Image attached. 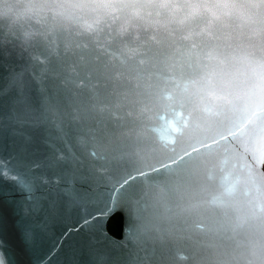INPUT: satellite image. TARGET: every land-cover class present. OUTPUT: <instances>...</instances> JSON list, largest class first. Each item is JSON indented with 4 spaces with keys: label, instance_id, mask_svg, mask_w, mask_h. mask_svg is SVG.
Returning a JSON list of instances; mask_svg holds the SVG:
<instances>
[{
    "label": "water",
    "instance_id": "water-1",
    "mask_svg": "<svg viewBox=\"0 0 264 264\" xmlns=\"http://www.w3.org/2000/svg\"><path fill=\"white\" fill-rule=\"evenodd\" d=\"M0 262L264 264V0H0Z\"/></svg>",
    "mask_w": 264,
    "mask_h": 264
},
{
    "label": "snow or ice",
    "instance_id": "snow-or-ice-1",
    "mask_svg": "<svg viewBox=\"0 0 264 264\" xmlns=\"http://www.w3.org/2000/svg\"><path fill=\"white\" fill-rule=\"evenodd\" d=\"M28 199H32V197L31 196H28ZM0 264H2V262H0Z\"/></svg>",
    "mask_w": 264,
    "mask_h": 264
}]
</instances>
